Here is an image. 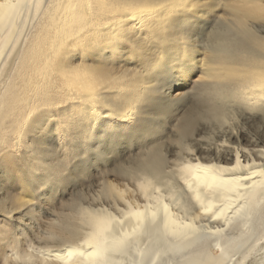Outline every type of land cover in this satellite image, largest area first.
Returning <instances> with one entry per match:
<instances>
[{
	"label": "bare ground",
	"instance_id": "bare-ground-1",
	"mask_svg": "<svg viewBox=\"0 0 264 264\" xmlns=\"http://www.w3.org/2000/svg\"><path fill=\"white\" fill-rule=\"evenodd\" d=\"M244 3L248 6L243 9L220 13L222 19L209 29L204 41L209 57L204 71L193 75V68L177 73L174 62L161 54L160 72L165 86L162 91L153 93L157 99L148 112L149 127L156 134L163 135L165 130L169 137L176 134V144L172 147L180 157L177 159L170 156L172 149L162 141L151 140L148 135L137 139L131 125L99 120V100L121 112H130L144 99L146 93L137 83L138 77L131 75L139 68L131 63L134 56L120 50L121 63L115 70H101L91 60L70 65L61 63V54L74 36L106 20L84 15L75 7L76 0H10V3L0 0V128L7 125L23 130L38 112L50 109L39 142L28 140L20 150L21 162L38 158L51 182L62 164L67 163L69 167L75 164L77 168L82 166L81 161L99 164L101 161L95 154L106 146L108 159L113 155L119 158L112 165L115 173L132 182L136 192L128 193L127 189L108 180L109 188L122 193L133 211L144 212L147 205L155 204L157 199L169 203L171 194L178 193L187 181L199 189L204 205L221 215L220 222H209L202 212L193 214L194 210L188 209L181 199V205L188 211L187 215L181 212L179 216L191 225L184 229L186 236L181 239L166 237L151 226L147 212L139 224L126 220L124 230L136 229L141 235L135 238V248L128 257L116 255L113 264H146L145 258L150 253H163L169 248L183 249L179 256L171 258L170 264H236L234 249L242 242L249 247L242 264L254 251L264 252V217L259 214L264 208V158L257 156L249 145L220 138L228 136L229 129L223 121L231 124L226 112L227 107H233L225 105V93L232 90L258 98L264 87V57L259 55L260 49H264V31L257 27L264 22V0H244ZM151 83L155 85L158 81ZM69 105L68 111H58ZM114 129L119 130L118 137L110 135ZM213 134L221 141L212 140L210 135ZM193 136L209 150L213 144L220 151L225 144H233L238 153L236 171H225L233 164L221 167L215 160L212 163L216 167L211 171L197 167V160L185 151L191 147L192 152L201 155L192 143ZM69 139L83 148V153L79 147L74 149L76 155L72 159L68 157ZM93 143H96L95 148ZM245 147L252 153L251 159L244 155L242 148ZM135 150H139L136 157L123 158ZM103 162L107 164V159ZM207 163L204 159L199 161L201 165ZM29 178L39 182L31 172ZM205 184L212 187L205 188ZM155 188L160 189L159 194ZM142 192L147 194V200ZM99 198H104L102 192ZM116 203L128 211L123 202ZM103 206L112 211L107 204ZM169 207L176 213L171 203ZM85 208L88 205L77 198L50 223L48 238L57 245L55 248L35 246L31 250L30 264H91L88 253L92 250L78 243L89 233L82 215ZM217 228L221 229L218 237L203 235ZM90 243L97 240L93 238ZM68 252L74 254L69 257Z\"/></svg>",
	"mask_w": 264,
	"mask_h": 264
},
{
	"label": "snow or ice",
	"instance_id": "snow-or-ice-1",
	"mask_svg": "<svg viewBox=\"0 0 264 264\" xmlns=\"http://www.w3.org/2000/svg\"><path fill=\"white\" fill-rule=\"evenodd\" d=\"M246 6L248 5L244 0H76L75 7L81 13L86 16H99L107 22L93 25L82 34L74 36L61 54L60 61L70 65L76 61L91 60L100 66L101 70H115V66L121 63L118 55L120 50L134 56L135 59L131 63L137 64L139 68L131 75L138 77L137 83L142 85L146 93L144 99L138 108L130 112H121L104 100H99V120L101 123L131 125L137 133V139L148 135L151 140L162 141L172 149L171 154L177 156L172 147L176 144V134L173 133V136L169 137L167 130L163 135L156 134L149 127L151 118L148 112L151 104L157 99L153 93L162 91L165 86L160 72L161 54L164 53L168 60L174 62L177 73L181 70L192 71L194 68L195 74H199L205 70L209 59L206 55L205 38L209 29L222 19L220 13L237 11ZM257 27L264 31V22ZM106 50L108 54H105ZM259 55L264 57V49H260ZM152 81L158 83L153 85ZM224 103L235 108L233 111V107H227L226 114L231 124L227 120L223 121L229 129V139L235 144L249 145L257 156L264 158V87L261 88L258 98L229 90L225 93ZM70 107L71 105L58 111L66 112ZM49 114L50 109L41 110L31 118L23 130L7 125L0 128V264H30L32 255L29 245L33 241H42L45 217L51 214L50 209L53 206L60 204L61 195L69 199L80 198L88 205V208L83 209L82 215L85 217L89 233L87 238H82L78 243L92 250L88 253L91 264H113V257L116 255L128 257L129 252L135 248V238L141 233L136 229L125 231L123 226L126 220L139 224L144 212L148 213L147 219L151 226L166 237L175 239L184 238V229L191 227L179 216L181 212L187 215L188 209H193V214L202 212L209 222L221 221V215L213 212L211 206L204 205L199 189L193 188L187 181H184L185 186L181 187L178 193L171 194L169 203L176 209V213H172L169 203H163L159 199L155 204H148L144 212L138 209L133 211L132 205L124 199L122 193L114 187L109 188L108 178L116 179L112 165L119 158L113 155L108 159L106 146L99 148L95 154V158L101 161L99 164L81 161L82 166L79 168L75 164L71 167L67 163L62 164L49 182L44 165L38 158L33 157L23 162L20 159V150L28 140L39 142L38 137ZM110 135L118 137L120 132L114 129ZM191 139L201 155L197 156L191 147L185 151L197 160V167L211 171L216 167L212 163L215 160L220 162L221 167L223 164H233L232 168L225 171H236L238 153L233 144H225L222 151L213 144L209 150L196 140L195 136ZM77 147L83 153V148L74 145L69 139V159L76 155L73 150ZM92 147L95 148L96 143H93ZM242 151L251 159L252 153L248 148H242ZM106 159L107 164L103 162ZM177 159L180 157L177 156ZM201 159L208 163L199 164ZM30 172L36 175L38 183L29 178ZM58 186L59 194L54 191ZM203 187L212 186L205 184ZM154 191L160 193L159 188ZM98 192L103 193V199H96L95 194ZM141 194L145 200L148 199L146 193ZM181 199L188 205V209L181 205ZM116 201L123 202L128 211L125 212V208L119 207ZM105 204L112 208L111 212L108 207L103 206ZM219 211L222 212L223 209ZM259 214L264 217V208L260 209ZM203 235L218 237L221 235V229L217 228L214 232L209 229ZM93 238L97 243H90ZM247 247L243 242L236 244L233 256L236 264H242L248 255ZM182 252L181 248H169L163 253H150L145 258L146 264H170L171 258L179 256ZM73 254L68 252L69 257Z\"/></svg>",
	"mask_w": 264,
	"mask_h": 264
},
{
	"label": "rangeland",
	"instance_id": "rangeland-1",
	"mask_svg": "<svg viewBox=\"0 0 264 264\" xmlns=\"http://www.w3.org/2000/svg\"><path fill=\"white\" fill-rule=\"evenodd\" d=\"M226 1V0H225ZM221 14H225L224 12H221ZM193 75H195V73H193ZM192 75V76H193ZM177 89V88H176ZM170 127V126H169ZM170 129V128H169ZM235 131H239V129H235ZM259 132H257V134H258ZM203 135V134H202ZM203 136H205V135H203ZM208 137H210L211 136V139L213 140V139H219L218 141H221V140H227L228 139V141H229V137L228 136H226V137H223L224 139H221L220 140V138H218L216 135H214L213 134V136L212 135H207ZM213 137V138H212ZM230 142H233L232 140H230ZM240 145V144H239ZM247 144H244L243 146H246ZM248 146V145H247ZM137 151H139V150H135V151H133V152H131V153H127L126 155H124L123 156V158H130V157H136L135 156V153L137 152ZM170 156L171 157H175V156H173L172 154H170ZM116 174V173H115ZM108 180L109 181H111L112 183H114L115 185H117L118 187H120V188H122V189H127L126 191H128L129 189H131V191H128V193H130V192H136L134 189H135V185L132 183V182H130V181H127V180H124L123 178H120L119 176H118V174H116V179H113V178H111V177H109L108 178ZM63 187H67V185H62ZM57 194H59V192H60V187L58 186L57 187V191H55ZM100 192H98L97 194H95L96 195V199H98V194H99ZM25 199H27V198H25ZM59 199H60V204H57V205H55V206H53L51 209H50V212H51V214L49 215V216H46L45 217V224H44V227H43V239H42V241L41 242H39V243H37V242H35V241H33L32 242V244H30L29 245V247L30 246H32L33 248H31L30 247V249L32 250V249H34V247L36 246H38L37 248H55V246L57 245V243L54 241V240H52L51 238H48L49 237V234L47 233L48 232V230H49V228H50V223L53 221V220H55V219H57L58 218V215L59 214H62V212H65L67 209H68V207L70 206V204L75 200V199H77V198H74V199H69V198H66V197H64V196H59ZM98 200H100V198L98 199ZM47 238V239H46ZM50 239V240H49ZM251 240H253V239H251ZM261 245L263 244V242L262 243H260ZM53 246V247H52ZM248 246V245H247ZM35 247V248H36ZM247 248H249V247H247ZM249 260L251 261V264H264V252L263 251H259L258 250V252H257V250L256 251H254V253H253V255L252 256H250L249 257V259L248 260H246L245 261V263L244 264H249Z\"/></svg>",
	"mask_w": 264,
	"mask_h": 264
}]
</instances>
